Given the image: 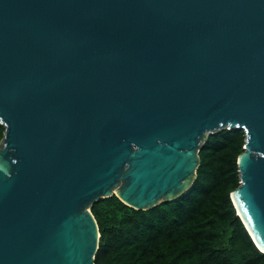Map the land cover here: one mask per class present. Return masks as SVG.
Segmentation results:
<instances>
[{"label":"water","instance_id":"obj_1","mask_svg":"<svg viewBox=\"0 0 264 264\" xmlns=\"http://www.w3.org/2000/svg\"><path fill=\"white\" fill-rule=\"evenodd\" d=\"M0 123V264H96L95 202L180 196L234 127L264 251V0H0Z\"/></svg>","mask_w":264,"mask_h":264},{"label":"trees","instance_id":"obj_2","mask_svg":"<svg viewBox=\"0 0 264 264\" xmlns=\"http://www.w3.org/2000/svg\"><path fill=\"white\" fill-rule=\"evenodd\" d=\"M5 126L0 123V142ZM243 128L211 133L200 150L191 187L150 209L117 195L94 203L100 230L96 264H264L231 198L240 185Z\"/></svg>","mask_w":264,"mask_h":264},{"label":"bare ground","instance_id":"obj_3","mask_svg":"<svg viewBox=\"0 0 264 264\" xmlns=\"http://www.w3.org/2000/svg\"><path fill=\"white\" fill-rule=\"evenodd\" d=\"M116 191H117V193H119L117 189H116ZM119 194H120V193H119ZM259 245L262 247V245L260 244V242H259Z\"/></svg>","mask_w":264,"mask_h":264}]
</instances>
